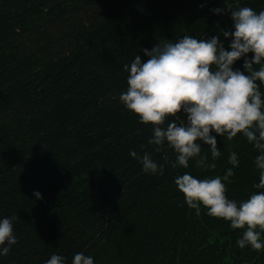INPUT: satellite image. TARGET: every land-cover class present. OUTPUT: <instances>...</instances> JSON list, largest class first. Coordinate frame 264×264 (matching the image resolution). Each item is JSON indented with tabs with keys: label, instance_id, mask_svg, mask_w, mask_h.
I'll return each instance as SVG.
<instances>
[{
	"label": "trees",
	"instance_id": "1",
	"mask_svg": "<svg viewBox=\"0 0 264 264\" xmlns=\"http://www.w3.org/2000/svg\"><path fill=\"white\" fill-rule=\"evenodd\" d=\"M245 5L258 12L264 0L233 2ZM230 11L224 0H0V216L15 215L17 238L0 264H43L52 253L71 264L81 251L95 264H264V251L236 245L241 229L202 205L196 215L174 183L185 171L223 175L235 151L226 196L246 198L259 179L246 138L217 135L215 169L192 160L172 169V149L156 152L151 124L119 101L122 66L145 61V47L187 34L227 48ZM130 149L164 174L142 171Z\"/></svg>",
	"mask_w": 264,
	"mask_h": 264
},
{
	"label": "clouds",
	"instance_id": "2",
	"mask_svg": "<svg viewBox=\"0 0 264 264\" xmlns=\"http://www.w3.org/2000/svg\"><path fill=\"white\" fill-rule=\"evenodd\" d=\"M233 2L239 4V0ZM233 2L224 0L231 9L233 25L231 32L223 31L225 38L231 36L227 48L216 35L198 39L187 34L175 42L165 39L151 49L145 47V61L136 55L122 66L128 73L127 88L120 93L119 101L138 114L141 123L151 124L148 143L157 146L156 152L162 145L172 149V169H187L190 160L199 170L215 169L221 155L217 135L229 141L238 133L246 138L257 152L253 163L259 177L252 185L255 191L246 198L237 201L226 196L224 181L239 164L235 151L229 152L227 160L232 167L223 175L201 178L185 171L174 176V183L196 215L202 205L208 215L229 221L231 228L242 230L236 245L242 249L249 246L259 253L264 251V9L257 12L247 5L233 7ZM211 11L219 14L225 9L214 7ZM240 58L243 71L233 68ZM181 111L186 114L183 120L177 115ZM203 144L207 152H202ZM129 155L141 161L145 173L164 174L165 165L148 152L138 155L130 149ZM33 195L41 197L38 190H33ZM15 219V215L0 216V256L17 242ZM43 264H66V257L52 253ZM71 264L95 262L81 251L73 254Z\"/></svg>",
	"mask_w": 264,
	"mask_h": 264
},
{
	"label": "rangeland",
	"instance_id": "3",
	"mask_svg": "<svg viewBox=\"0 0 264 264\" xmlns=\"http://www.w3.org/2000/svg\"><path fill=\"white\" fill-rule=\"evenodd\" d=\"M172 41V40H171ZM162 43V42H161Z\"/></svg>",
	"mask_w": 264,
	"mask_h": 264
}]
</instances>
